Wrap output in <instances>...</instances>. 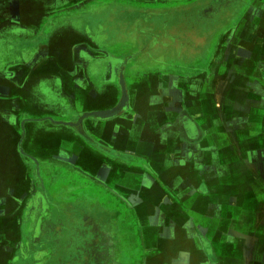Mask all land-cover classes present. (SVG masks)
Here are the masks:
<instances>
[{
	"label": "crops",
	"instance_id": "obj_1",
	"mask_svg": "<svg viewBox=\"0 0 264 264\" xmlns=\"http://www.w3.org/2000/svg\"><path fill=\"white\" fill-rule=\"evenodd\" d=\"M21 1H0V264H264V0L162 52L151 16L126 45L93 24L114 1Z\"/></svg>",
	"mask_w": 264,
	"mask_h": 264
},
{
	"label": "rangeland",
	"instance_id": "obj_2",
	"mask_svg": "<svg viewBox=\"0 0 264 264\" xmlns=\"http://www.w3.org/2000/svg\"><path fill=\"white\" fill-rule=\"evenodd\" d=\"M3 1V0H0ZM114 1V4L111 5L110 7H116V9H104L101 11V14H98L96 16H94L93 18V24H103L106 27H108L109 29V34L112 33V36L120 41H123V39L121 38V34L118 31L121 27L124 26V45H126V37L125 35H127L128 30H130L129 32H131L132 29H129L132 22H135L137 20H147L148 17L151 16V18L154 19V22L151 26L150 25V21L149 20V25L148 22H146V24L142 23L141 26H138L140 33L142 34L141 36H143V38H145L144 40H153L154 38H157L158 41V45H160L161 49H158L159 51L161 50H165V48L163 49L162 47L164 46V44H167L168 42L172 43V42H177L176 44L180 43L179 41L182 40L181 42H187V46L189 45V42L191 39H189V37H186L182 35V32L185 30L184 28H186L187 26L190 28L193 27L194 24L197 25V23H203V22H207L208 20H210L212 14V11H215L216 9V4L218 2V0H203L201 1V7L198 11V17H199V21H197V19L194 16H186L187 18H185L184 14H182L180 11V13L176 12L177 10L175 9H169V8H165L162 11H160V13L158 14L159 11L156 10V8H158L159 6H163L161 4H164L166 7H170L172 5H170L168 2V0H108L107 2H111ZM119 3V4H117ZM199 3V4H200ZM35 6L34 3L31 0H22L20 2V9H21V13L23 14L24 10H27L28 8ZM199 7V6H198ZM164 8V7H163ZM156 11H155V10ZM208 12V15L205 16L203 15V13ZM155 13V14H153ZM153 14V15H152ZM3 15H5L6 17L10 18L11 13L8 14V11L5 9L3 12ZM53 15H50V17ZM197 17V16H196ZM18 23L23 26V27H27L30 26L29 24H27V21L24 19V16L21 15L19 16V21ZM2 25H0L1 27ZM198 26L200 27V24H198ZM19 27V26H18ZM135 27V26H133ZM131 27V28H133ZM3 29V28H2ZM1 29V31L3 32V30ZM183 30V31H182ZM189 30V28L187 29ZM178 32V33H177ZM181 34L182 36H179L178 34ZM192 34H194V32H192ZM174 35V36H172ZM176 38V40H174ZM185 39H187L188 41H185ZM175 44V43H174ZM147 43L144 42V48H147ZM128 46V45H127ZM133 46V45H132ZM131 45H129L127 47L128 50H131V48H133ZM246 48V47H245ZM149 48H147L148 50ZM125 83L128 89H130V91L132 93H134L135 87L133 85H131V83H129L126 79H125ZM134 89V90H132ZM119 104V103H118ZM154 108V107H153ZM86 238V237H85ZM92 237L90 236L89 243L92 241L91 239ZM87 239V238H86ZM85 241V240H84ZM83 241V238L80 240H77L75 243V246L77 248L71 250H66L65 252V258H73L74 260H78L79 258H81L82 261H86L85 255H83V252H89V259L91 257H93V250H87L89 247V245ZM84 242V243H83ZM85 246V247H82ZM80 248V249H78ZM83 248V249H81ZM134 248V246H133ZM129 253V251H128ZM127 250L125 252V255L128 254ZM115 252H112V255L114 256ZM111 255V256H112ZM95 256V255H94ZM79 260V261H81ZM84 264V263H83Z\"/></svg>",
	"mask_w": 264,
	"mask_h": 264
},
{
	"label": "flooded vegetation",
	"instance_id": "obj_3",
	"mask_svg": "<svg viewBox=\"0 0 264 264\" xmlns=\"http://www.w3.org/2000/svg\"><path fill=\"white\" fill-rule=\"evenodd\" d=\"M245 1L246 0H218V2L216 4V9H215V11H213L215 13V18L213 16V18L210 19V21L211 22H218V21L224 22L225 20L229 21L230 19H233L236 16V14L242 10V6L244 5ZM199 3H196V6L193 7L194 10L195 9L197 10V6H199L201 4V3L200 4ZM178 11H180V10H178ZM181 13L185 15V12H181ZM186 16H188V15H186ZM186 16H185V18H187ZM198 16H199L198 12H196L194 17L197 19V21H199V17ZM210 28L212 29L211 26H210ZM178 35L179 36L183 35L186 38V37H192V36L194 37L196 34L190 35L188 31L186 33H184V31H183L182 35L180 33ZM203 36H204V33L201 35V39L202 40H203V38H202ZM9 47H10L9 41H6L5 43H2V45L0 46V48L4 49V50H8ZM193 48H196V44L195 43L193 44ZM106 253H108L109 256H111L110 251L106 250L105 255H106ZM114 262H115V260H114ZM103 263L106 264V262H103Z\"/></svg>",
	"mask_w": 264,
	"mask_h": 264
},
{
	"label": "water",
	"instance_id": "obj_4",
	"mask_svg": "<svg viewBox=\"0 0 264 264\" xmlns=\"http://www.w3.org/2000/svg\"><path fill=\"white\" fill-rule=\"evenodd\" d=\"M127 101H128V94H127V91L124 89L122 100L116 108L109 110V111L86 113L83 115L82 119L87 118V117H93V118L101 119V120L110 119L120 114L122 110L127 107ZM65 125H71V124L66 123ZM95 263L98 264V261L96 260Z\"/></svg>",
	"mask_w": 264,
	"mask_h": 264
}]
</instances>
